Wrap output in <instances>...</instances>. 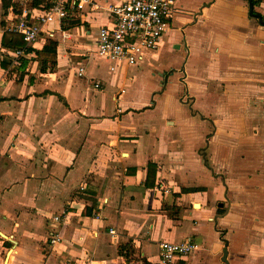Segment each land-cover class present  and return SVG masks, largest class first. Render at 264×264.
Masks as SVG:
<instances>
[{
  "label": "crops",
  "instance_id": "0c3cea01",
  "mask_svg": "<svg viewBox=\"0 0 264 264\" xmlns=\"http://www.w3.org/2000/svg\"><path fill=\"white\" fill-rule=\"evenodd\" d=\"M124 1L45 27L16 69L1 29L53 0H0V264H159L189 239L175 264H264V5L178 0L125 66L96 54Z\"/></svg>",
  "mask_w": 264,
  "mask_h": 264
},
{
  "label": "built area",
  "instance_id": "2783aa9c",
  "mask_svg": "<svg viewBox=\"0 0 264 264\" xmlns=\"http://www.w3.org/2000/svg\"><path fill=\"white\" fill-rule=\"evenodd\" d=\"M264 5V0H257ZM93 0H53L51 6L43 14L30 17V11L24 10L1 29L22 35L25 45L16 48L13 53L12 68L22 65V58L31 54L30 48L45 32V27L62 24L72 11L84 10ZM178 0H127L113 5L109 11L113 19L111 26H103L99 30L96 54L114 62L116 65H137L150 51L157 50L164 36L172 28V18L177 10ZM54 36L55 31L49 30ZM113 70L116 69L114 66ZM85 68L79 69L78 75L84 76ZM97 88L100 84L95 85ZM100 217V213H96ZM64 216H55L54 221L60 222ZM114 240L118 233L109 231ZM61 241L57 232H52L50 243L56 245ZM199 249V245L192 240L184 242L163 241L160 244L159 264H175L180 258L189 256ZM133 264V263H126ZM146 264V263H139Z\"/></svg>",
  "mask_w": 264,
  "mask_h": 264
},
{
  "label": "water",
  "instance_id": "95a60500",
  "mask_svg": "<svg viewBox=\"0 0 264 264\" xmlns=\"http://www.w3.org/2000/svg\"><path fill=\"white\" fill-rule=\"evenodd\" d=\"M251 2H252V1H251ZM251 6H252V5H251ZM252 8H253V7H252ZM259 18L264 22V19H263L261 16H259ZM226 246H227V242H226ZM223 253H224L223 261L226 262V263H228V260H227L228 249H227V247L224 248Z\"/></svg>",
  "mask_w": 264,
  "mask_h": 264
},
{
  "label": "trees",
  "instance_id": "16d2710c",
  "mask_svg": "<svg viewBox=\"0 0 264 264\" xmlns=\"http://www.w3.org/2000/svg\"><path fill=\"white\" fill-rule=\"evenodd\" d=\"M5 37L8 39V38H13V39H18L19 38V35L18 34H15V33H10V32H5ZM6 39V40H7ZM23 40V38H22ZM24 42V41H23ZM6 43V41H5Z\"/></svg>",
  "mask_w": 264,
  "mask_h": 264
},
{
  "label": "rangeland",
  "instance_id": "374dc122",
  "mask_svg": "<svg viewBox=\"0 0 264 264\" xmlns=\"http://www.w3.org/2000/svg\"><path fill=\"white\" fill-rule=\"evenodd\" d=\"M166 57L170 58L171 57V54L167 55ZM164 59V58H163Z\"/></svg>",
  "mask_w": 264,
  "mask_h": 264
}]
</instances>
